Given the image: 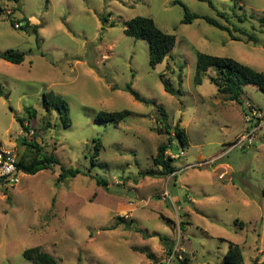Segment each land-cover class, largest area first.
I'll use <instances>...</instances> for the list:
<instances>
[{
    "label": "rangeland",
    "instance_id": "374dc122",
    "mask_svg": "<svg viewBox=\"0 0 264 264\" xmlns=\"http://www.w3.org/2000/svg\"><path fill=\"white\" fill-rule=\"evenodd\" d=\"M176 1L228 25L232 34L201 17L183 23L185 9ZM213 2L0 0V53H25L21 64L0 58V148L30 160L38 150L26 139L80 170L59 180L60 166L51 165L0 186V264H36L22 254L35 246L59 264H167L170 246L176 254L168 264H179L177 256L221 264L231 243L241 246L246 263L264 258V91L246 84L241 102L229 100L211 82L213 69L194 82L198 52L264 71V0ZM135 16L151 17L177 35L156 67L148 42L125 32ZM127 84L157 104L136 100ZM62 100L70 126L52 107ZM249 105L263 114L257 128L246 120ZM160 106L167 124L187 134L185 154L173 162L175 177L154 162L158 146L176 139L163 126ZM26 108L37 111L30 121ZM124 110L129 114L119 125L97 117ZM248 133L253 142L235 146ZM174 143L178 154L180 142ZM119 216L131 226L114 227Z\"/></svg>",
    "mask_w": 264,
    "mask_h": 264
},
{
    "label": "trees",
    "instance_id": "16d2710c",
    "mask_svg": "<svg viewBox=\"0 0 264 264\" xmlns=\"http://www.w3.org/2000/svg\"><path fill=\"white\" fill-rule=\"evenodd\" d=\"M18 1V0H12ZM209 3L211 7H215L213 0H203ZM176 3L181 4L185 9V16L182 20L183 23H191L196 18H204L209 24H212L218 27L221 30L228 31L232 34V28L228 25L221 23L216 18L209 16H201L195 13H191L184 3L180 1H176ZM3 10L0 8V13ZM219 16L224 18L226 21H229L228 15L225 12H219ZM15 26V24H14ZM30 26L29 21L26 22V28ZM234 29V28H233ZM235 30H238L237 28ZM34 33H38L36 29H33ZM125 32L128 36L133 37L134 39H143L146 40L149 44V55H150V65L152 67H156L158 64H161L165 61V59L171 54L172 50L175 48L177 44V35L175 33H168L163 31L155 22V20L151 17L147 16H135L132 18L126 26ZM244 34L246 32L244 31ZM236 38V37H234ZM248 38L251 41H256L255 36L248 34ZM237 39V38H236ZM0 58L9 61L14 64H21L25 60V53L22 51H15L13 49H8L2 53H0ZM94 67V66H92ZM214 70V74H210L209 78L211 82H213L218 89L219 94L224 95L227 99L232 101L241 102V96L244 92V85L246 84H254L257 85L260 89L264 91V71H259L248 64H245L235 58L227 57V56H217L208 53L198 52L197 53V61H196V71L194 76V82L196 84H201L203 81V76L205 73H208L210 70ZM181 76V75H180ZM162 77V76H161ZM164 82L165 90L169 93H174V89L170 86L169 83L166 82L162 78ZM182 79L180 77V83ZM124 89L131 93L133 97L141 102H145L147 104L153 103L157 104L154 101L148 100L144 98L137 90H135L132 84H127ZM4 94L3 85L0 81V97ZM46 98V96H45ZM51 103L48 102L47 99L44 101V105L47 106ZM53 109L59 112V116L65 126H70L72 124V120L70 117V107L68 103L62 100L60 103H55L52 105ZM255 107L252 105L248 106V110L245 115L249 114L252 109ZM256 109V108H255ZM26 111L29 114V121L36 114V110H32L30 108H26ZM158 111L161 113V120L165 123L163 126L166 127L168 134L175 133L177 138L180 141L182 147L187 142V134L186 132L176 125L171 128L167 124V114L165 112L164 107H158ZM129 114V111H101L98 114V119L102 121H112L116 125L126 118ZM18 120L23 129H29L27 124H25L24 118H19ZM251 121H255L254 126L257 127L260 124V120L256 117H253ZM173 131H172V130ZM162 130V128H160ZM174 138L169 136L168 141L166 143H162L158 146V151L156 156L154 157V162L161 166L162 172L165 175H177V169L173 165V162L176 160L170 157L167 154V150L169 149V144L174 146ZM25 144L30 145L36 150H38L37 154L34 155L30 160H26L25 158L18 157V166L25 173L36 174L37 172L51 168V165L60 166V171L58 178L59 180H63L68 176H76L79 174V168H66L64 165H61V161L52 153L45 154L44 152H39L41 147L35 142H28L26 139L23 140ZM100 141L95 144L94 153L91 156L92 164L95 165V159L99 156L100 153ZM101 182H104L101 180ZM264 193V190H263ZM133 221H127L125 217L119 216L118 223L114 226L117 227L120 224H126V226H131ZM173 245V244H172ZM174 250L173 246H170L168 249V254L172 253ZM23 257L36 263V264H59V261L53 255L43 251L40 246L30 247L23 251ZM148 257L152 258L151 254ZM179 260V264H192L190 262V258L185 256L184 258L176 257ZM155 262V260H154ZM168 264V263H167ZM221 264H264L263 259H256L249 263L245 262L244 253L241 249V246L237 243H231L228 247V250L224 256V260Z\"/></svg>",
    "mask_w": 264,
    "mask_h": 264
},
{
    "label": "built area",
    "instance_id": "2783aa9c",
    "mask_svg": "<svg viewBox=\"0 0 264 264\" xmlns=\"http://www.w3.org/2000/svg\"><path fill=\"white\" fill-rule=\"evenodd\" d=\"M17 28H20V24H15ZM253 117L262 118L263 114L259 113L257 109H252L249 114L246 115V120L251 121ZM257 128V127H256ZM30 134H34V130H30ZM252 133H248L245 136H242L237 143H235V146L243 147L244 143H252ZM173 136L176 137L175 140H177V136L175 133H173ZM179 140V139H178ZM180 142V141H179ZM181 145V144H180ZM243 145V146H242ZM167 154L174 158L178 159L181 158L185 154L184 147L181 146V151L177 154L173 148L172 145L169 144V149L167 150ZM202 165V164H198ZM191 165H188V168H190ZM24 173L22 169L18 166V156L17 153L12 149L7 148H0V186H9V185H16L20 183L21 181V174ZM166 195H164L165 197ZM175 251L173 250L172 253L169 254L168 257V263L172 261V259L175 256ZM180 258H182L180 256Z\"/></svg>",
    "mask_w": 264,
    "mask_h": 264
},
{
    "label": "crops",
    "instance_id": "0c3cea01",
    "mask_svg": "<svg viewBox=\"0 0 264 264\" xmlns=\"http://www.w3.org/2000/svg\"><path fill=\"white\" fill-rule=\"evenodd\" d=\"M258 143L262 144V141H259Z\"/></svg>",
    "mask_w": 264,
    "mask_h": 264
}]
</instances>
